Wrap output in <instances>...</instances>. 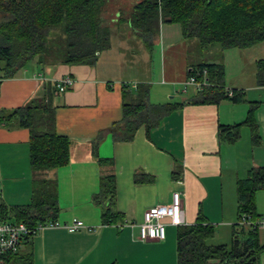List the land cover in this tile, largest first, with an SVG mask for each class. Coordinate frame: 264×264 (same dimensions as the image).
Wrapping results in <instances>:
<instances>
[{
    "label": "crops",
    "instance_id": "1",
    "mask_svg": "<svg viewBox=\"0 0 264 264\" xmlns=\"http://www.w3.org/2000/svg\"><path fill=\"white\" fill-rule=\"evenodd\" d=\"M116 1L110 24L120 22L116 15L121 8L127 15L139 0ZM159 24L162 66L155 79L126 68L122 48L113 55L107 54L111 49L101 52L93 65L44 66L33 59L4 77V62L0 61V112L7 114L30 101L49 102L55 108V131L69 139L70 158L66 165L47 173L56 182L59 210L54 220L63 226L76 219L86 226L74 232L63 227L44 228L23 238L17 253L29 250L31 264H177V231L198 218L215 225L217 231L231 226L232 241L236 181L245 178L251 167H264V86L254 78L225 88L243 91L239 103L227 97L201 103L202 89L193 87L187 95L189 90L182 92L181 86L191 66L219 61L205 59L202 51L199 61L190 60L182 33L180 45L171 31L165 32L163 23ZM158 40L153 38L155 43ZM145 47L142 41L143 52ZM63 76H70L72 83L60 92L54 82ZM138 84L148 85V104L163 109L147 114L131 139L115 140L113 131L123 115L122 94L135 95ZM252 104L256 107L247 124ZM235 124L240 126L233 141L220 136V126ZM97 157L106 162L100 165ZM108 173L114 176L116 218L104 225L102 206L93 198L99 192L100 176ZM32 190L29 131L15 122L0 125V208L6 219L15 221L11 209L28 205ZM173 192L182 196L184 223L173 226L165 219L164 239L138 240L144 211L170 204ZM263 193L256 192L258 202ZM125 221L132 226L119 228ZM248 230H237L240 240ZM219 263V259L206 262ZM259 264H264V251Z\"/></svg>",
    "mask_w": 264,
    "mask_h": 264
},
{
    "label": "trees",
    "instance_id": "2",
    "mask_svg": "<svg viewBox=\"0 0 264 264\" xmlns=\"http://www.w3.org/2000/svg\"><path fill=\"white\" fill-rule=\"evenodd\" d=\"M107 2L0 0V61L4 62L3 77L11 75L33 59L44 66L93 65L97 56L109 49L106 34L108 19L104 15ZM154 18L159 23L164 18L177 23L182 36L195 38L201 48L219 45L220 50L246 49L264 42V0H139L127 15H119V21L129 23L147 47L151 46L149 41L152 40L147 25ZM255 64L256 83L264 86V58L256 60ZM191 67L188 76L193 75L198 80L205 78L209 83L201 90L199 102H216L225 97L234 103L243 101V91L233 89L232 96L227 95L224 65L221 62H201ZM3 77L0 76V79ZM147 94V84H138L135 95L123 92V115L118 126H114L115 140L131 139L147 114L152 110L163 109L162 106L149 105ZM255 107L256 104L251 105L250 118L244 123L250 124ZM13 122L29 131L33 190L28 205L14 206L11 211L15 222H23L33 229L38 223L55 221L59 210L56 182L47 173L69 162L70 141L56 133L55 108L49 102L30 101L7 114L0 112V125ZM239 126H220V136L224 134V137L233 141L238 135ZM97 161L100 165L106 162L99 157ZM260 190H264V167H251L245 178L236 181L239 218L242 214H249L253 219L262 217L255 209V195ZM114 196V176L102 174L99 192L93 201L102 206L101 221L104 225L115 222ZM238 225H233L234 234L229 247L206 243L214 234V226L201 218L194 224L179 228L176 237L177 264H206L211 259H219V264H259V256L264 251V244L259 242V229L240 226L241 229L249 228L245 238L240 240L236 231ZM5 260L6 264H31V254L29 250L20 254L16 252L6 255Z\"/></svg>",
    "mask_w": 264,
    "mask_h": 264
},
{
    "label": "rangeland",
    "instance_id": "3",
    "mask_svg": "<svg viewBox=\"0 0 264 264\" xmlns=\"http://www.w3.org/2000/svg\"><path fill=\"white\" fill-rule=\"evenodd\" d=\"M117 5L118 4L116 0H108L106 6L104 7V15L106 19L109 18L110 14H112V11ZM126 13L127 11H124V8H121L116 16L119 18L120 14L124 16ZM165 19L167 20V18H164V21ZM164 21L162 22V25L164 26L165 32L170 30L173 34L172 37L174 41H176L175 43L181 45L183 39H181L182 37L179 25L177 23H171L170 21ZM148 26L149 37L152 38V40L149 41L151 46H146L145 51L143 52L140 48L142 37L137 35L135 31L131 29L129 23H127L125 20L122 22H116L115 24H110L108 22L106 25V34L109 39V49L111 50L107 54L113 55L116 51H120V48H122L124 52L122 62H125L126 68L134 71L138 76L144 75L143 77L146 78L151 76V79H155L159 77L162 66V46L160 44L161 36L159 20L156 18L152 19L147 27ZM153 38H159V43L153 42ZM184 41L188 47L187 55L190 60L193 59L194 61H199V56L202 51L205 59L206 57H214L212 59L221 62L223 65L226 63V65H224L226 68V73L224 76L225 88L232 87V84L238 85L252 81L255 78L254 74L256 71V60L264 58V43L256 44L246 49H224L225 51H218L217 48L219 45L201 48L195 38H185ZM164 42L167 44L169 41H167L165 38ZM122 72H124V65H122ZM188 90L189 91L187 95L192 92L190 87ZM255 209L257 214L262 215V217L264 216V198L258 202L257 198L255 197ZM232 213V217L234 216L232 223H239V217L235 212V206L232 208ZM240 226L241 225L237 226L236 231L240 229ZM258 231L260 242L264 243V229H259ZM231 237V226H223L221 229H219V231H217L216 226L214 225V234L207 239L206 243L210 245L217 244L229 247L231 244Z\"/></svg>",
    "mask_w": 264,
    "mask_h": 264
},
{
    "label": "built area",
    "instance_id": "4",
    "mask_svg": "<svg viewBox=\"0 0 264 264\" xmlns=\"http://www.w3.org/2000/svg\"><path fill=\"white\" fill-rule=\"evenodd\" d=\"M72 83L70 76H63L55 80L56 88L63 92ZM209 83L205 78L198 80L195 76H188L182 83V92H186L189 87L197 90L203 89ZM232 91L227 90V95L232 96ZM165 219L168 224L179 226L184 223V206L182 196L179 192H173L171 203L167 205H157L147 208L143 213L142 221L138 224V240H162L165 237ZM239 225L251 228L264 229V216L253 219L249 214H242L239 218ZM132 226L131 222L125 221L118 227ZM63 227L69 232H74L86 227L80 220L74 219L72 222L61 225L57 221H48L38 223L33 229L23 222L9 221L2 214L0 208V264H3L4 258L8 254L16 253L19 250L23 238L33 236L39 230L44 228Z\"/></svg>",
    "mask_w": 264,
    "mask_h": 264
}]
</instances>
